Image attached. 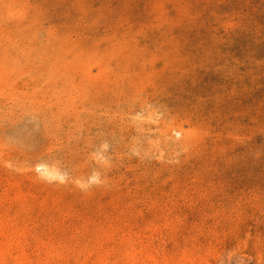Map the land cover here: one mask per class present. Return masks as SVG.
<instances>
[{
	"label": "rangeland",
	"instance_id": "rangeland-1",
	"mask_svg": "<svg viewBox=\"0 0 264 264\" xmlns=\"http://www.w3.org/2000/svg\"><path fill=\"white\" fill-rule=\"evenodd\" d=\"M0 264H264V0H0Z\"/></svg>",
	"mask_w": 264,
	"mask_h": 264
}]
</instances>
